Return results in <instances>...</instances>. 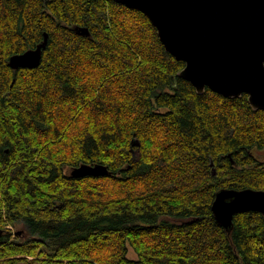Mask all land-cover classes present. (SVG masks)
Listing matches in <instances>:
<instances>
[{"label": "trees", "instance_id": "trees-1", "mask_svg": "<svg viewBox=\"0 0 264 264\" xmlns=\"http://www.w3.org/2000/svg\"><path fill=\"white\" fill-rule=\"evenodd\" d=\"M46 35L38 66L10 65ZM184 66L115 0H0V264H264V214L229 231L212 210L264 190V109Z\"/></svg>", "mask_w": 264, "mask_h": 264}, {"label": "water", "instance_id": "water-1", "mask_svg": "<svg viewBox=\"0 0 264 264\" xmlns=\"http://www.w3.org/2000/svg\"><path fill=\"white\" fill-rule=\"evenodd\" d=\"M115 1L148 16L166 50L185 62L178 75L199 93L206 88L232 98L246 93L254 109H264V0ZM46 43L47 35L36 48L12 55L10 65L15 69L38 66ZM108 172L102 164H82L72 175ZM212 210L230 231L235 214L250 210L264 214V190L222 188Z\"/></svg>", "mask_w": 264, "mask_h": 264}, {"label": "rangeland", "instance_id": "rangeland-1", "mask_svg": "<svg viewBox=\"0 0 264 264\" xmlns=\"http://www.w3.org/2000/svg\"><path fill=\"white\" fill-rule=\"evenodd\" d=\"M257 156L258 157H260V158H264V149L263 150H258L257 151ZM18 228H20L23 232H24V234H25V238L28 236V234L26 233V230H25V228H23V226L22 225H20ZM16 229L14 228V231H15ZM22 231H21V233H22ZM23 234V233H22ZM24 238V239H25ZM129 256L131 257V258H135V253H134V251H133V249H130V252H129ZM20 264H27V263H25V262H21ZM34 264H40L39 262H36V263H34Z\"/></svg>", "mask_w": 264, "mask_h": 264}]
</instances>
